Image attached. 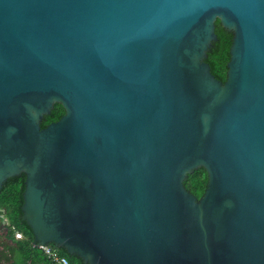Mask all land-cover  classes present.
<instances>
[{
  "label": "water",
  "instance_id": "obj_1",
  "mask_svg": "<svg viewBox=\"0 0 264 264\" xmlns=\"http://www.w3.org/2000/svg\"><path fill=\"white\" fill-rule=\"evenodd\" d=\"M21 173L34 243L85 263L264 264V0H0V191Z\"/></svg>",
  "mask_w": 264,
  "mask_h": 264
},
{
  "label": "trees",
  "instance_id": "obj_2",
  "mask_svg": "<svg viewBox=\"0 0 264 264\" xmlns=\"http://www.w3.org/2000/svg\"><path fill=\"white\" fill-rule=\"evenodd\" d=\"M215 31L217 39L213 41L206 61L211 65L213 74L225 81L234 33L232 30L225 28L221 24L220 19L216 20ZM64 113V106L61 103H55L51 113L43 118L41 126L46 127L49 123L59 120ZM25 180V173L9 177L0 191V222H4L5 218H7V226L0 231V239H5L12 244L15 253L18 255L14 264H56L41 248L35 246L34 232L23 218L22 206L24 203ZM184 183L198 197L202 196L208 184L207 170L204 167L197 168L188 175ZM17 230L24 234L23 239L16 238L15 231ZM50 246L57 249L61 255L67 257L69 264H88L80 256L69 254L65 248L57 247L54 244H50Z\"/></svg>",
  "mask_w": 264,
  "mask_h": 264
},
{
  "label": "rangeland",
  "instance_id": "obj_3",
  "mask_svg": "<svg viewBox=\"0 0 264 264\" xmlns=\"http://www.w3.org/2000/svg\"><path fill=\"white\" fill-rule=\"evenodd\" d=\"M5 219L7 220V218ZM6 220L0 222V231L6 228ZM17 258L18 255L15 253L12 244L5 239H0V264H14Z\"/></svg>",
  "mask_w": 264,
  "mask_h": 264
},
{
  "label": "built area",
  "instance_id": "obj_4",
  "mask_svg": "<svg viewBox=\"0 0 264 264\" xmlns=\"http://www.w3.org/2000/svg\"><path fill=\"white\" fill-rule=\"evenodd\" d=\"M15 235L17 239H23L24 234L17 230L15 231ZM35 244V243H34ZM35 246L41 248L43 252L56 264H69V260L67 257L60 254V252L50 246V244H35Z\"/></svg>",
  "mask_w": 264,
  "mask_h": 264
}]
</instances>
